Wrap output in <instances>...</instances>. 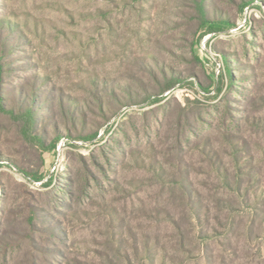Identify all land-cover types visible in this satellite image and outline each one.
Instances as JSON below:
<instances>
[{
  "label": "rangeland",
  "instance_id": "obj_1",
  "mask_svg": "<svg viewBox=\"0 0 264 264\" xmlns=\"http://www.w3.org/2000/svg\"><path fill=\"white\" fill-rule=\"evenodd\" d=\"M211 2L0 0V264H264V0Z\"/></svg>",
  "mask_w": 264,
  "mask_h": 264
},
{
  "label": "trees",
  "instance_id": "obj_2",
  "mask_svg": "<svg viewBox=\"0 0 264 264\" xmlns=\"http://www.w3.org/2000/svg\"><path fill=\"white\" fill-rule=\"evenodd\" d=\"M200 3V12H201V21H202V25L204 26V28H206L209 32L211 31H220L223 29V25H226L228 23V20L223 18L220 15L215 14V10L216 8L214 7L213 3L211 2V0H196ZM254 0H237L238 5L240 6L241 10H243L246 6H249L253 3ZM211 13H213L211 15ZM2 22L0 20V31H2V27L4 24H2ZM233 25V24H231ZM1 33V32H0ZM1 38V35H0ZM4 62V61H3ZM0 62V72L1 71H8L9 68H2V65ZM27 65V64H26ZM25 66V65H24ZM227 71L228 74L231 78H236L233 76V74L230 72L232 69L229 68V65L227 66ZM165 79V88L168 89L170 86V82L169 79L166 76H163ZM16 90L17 89H11L10 90V94L12 95V97H14L16 95ZM18 90H20L21 95H20V100L18 101L16 99V104H12L9 105L6 101L2 102L0 101V108L2 111L6 112V113H10L13 116H16L18 119L21 118V122L22 125L24 127V130H26L32 139H36L37 141L45 144V138H46V131L45 129L41 128V124L43 125V120L37 118L35 116V113H37L38 109H37V104L36 101L34 100H30V103L28 104V96L26 95V93L23 90V87L19 88ZM245 97L246 94L244 93ZM15 98V97H14ZM33 97H31L32 99ZM247 99V98H246ZM13 101V100H12ZM15 101V99H14ZM18 110V111H17ZM48 113L51 115V113H53V111H55V108L53 106H49V109L47 110ZM62 113H64L65 115H67V111L65 108H61ZM72 117L74 115H71ZM53 117V116H52ZM40 129V130H39ZM69 138L74 139V140H84L89 136H72V135H68ZM55 139V138H54ZM60 139V138H59ZM85 141V140H84ZM46 148V146H44ZM54 157L56 158L57 152L54 153ZM54 158V159H55ZM51 165H53V162L50 163ZM25 175H27L30 179L34 180V181H41L46 179V176H41V175H36V174H32L30 175L28 172H24ZM180 183H181V188L183 190H187V186L184 185V183L186 182L187 184L189 182L185 181L187 179L186 174L183 171H180ZM49 183H52L55 181L56 183V178H52L51 176L48 178L47 180ZM60 186V185H58ZM185 186V187H184ZM188 191V190H187ZM191 191V190H190ZM193 191V190H192ZM197 191L194 189V192ZM185 193V192H184ZM186 194V193H185ZM191 196H189V194H186V199L190 200ZM193 202V201H192ZM195 210V213H198V209L192 208ZM46 225V227L43 229L44 231H46V233H48L49 235H52L53 237H56V232L57 230V226H55V224L50 223L49 220H46L45 223H43Z\"/></svg>",
  "mask_w": 264,
  "mask_h": 264
},
{
  "label": "built area",
  "instance_id": "obj_3",
  "mask_svg": "<svg viewBox=\"0 0 264 264\" xmlns=\"http://www.w3.org/2000/svg\"><path fill=\"white\" fill-rule=\"evenodd\" d=\"M217 72H219V68H217ZM55 159H56V161H55V163L52 166V171L56 170V168H57V165H58L57 162L60 160V152H57V155H56Z\"/></svg>",
  "mask_w": 264,
  "mask_h": 264
}]
</instances>
